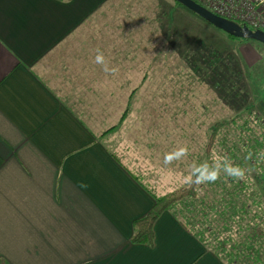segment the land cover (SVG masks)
Segmentation results:
<instances>
[{"label": "crops", "instance_id": "obj_1", "mask_svg": "<svg viewBox=\"0 0 264 264\" xmlns=\"http://www.w3.org/2000/svg\"><path fill=\"white\" fill-rule=\"evenodd\" d=\"M114 2L0 0V264H226L177 208L153 247L131 242L155 200L87 121L86 90L115 75Z\"/></svg>", "mask_w": 264, "mask_h": 264}, {"label": "rangeland", "instance_id": "obj_2", "mask_svg": "<svg viewBox=\"0 0 264 264\" xmlns=\"http://www.w3.org/2000/svg\"><path fill=\"white\" fill-rule=\"evenodd\" d=\"M107 14L113 21L107 44L113 48L115 75L96 83V92L86 90L93 112L87 121L160 195L187 187L202 170L198 198L206 205L196 203L190 218L199 225L193 229L218 250L215 236L221 242L242 241L251 231L247 225L259 221L253 216L261 213L236 182L254 184L252 165L264 173V148L252 147L264 134V45L231 40L174 0H115ZM228 192L234 195L233 208L246 204L249 216L241 212L240 218H229V202L223 200ZM176 208L188 224L184 208ZM232 244L223 256H229Z\"/></svg>", "mask_w": 264, "mask_h": 264}, {"label": "trees", "instance_id": "obj_3", "mask_svg": "<svg viewBox=\"0 0 264 264\" xmlns=\"http://www.w3.org/2000/svg\"><path fill=\"white\" fill-rule=\"evenodd\" d=\"M66 1H70V0H66ZM176 5L183 7L178 3H176ZM249 28L253 31H256V29H253L251 27ZM227 36L231 40H240V41L242 40V39L234 38L229 35ZM245 40L248 41V39ZM262 126H264V121L262 123ZM113 129L114 128L108 130L106 133L108 134ZM215 136L216 134L215 132H213L208 146L209 151L215 140ZM253 143H254L252 145L253 149H255V146L264 148V134H262L260 138H255L253 140ZM250 155L255 156L256 154L250 153ZM252 159L253 158H251L250 161H252ZM223 167H225L224 164ZM252 167L255 168L254 184L250 185L248 181L237 180L236 187L239 188L238 191L245 192L243 194L245 197H247L248 202L250 201L252 204L261 206V213L253 216L254 221L257 219H259V221L256 223L254 222L252 225L250 223H249L250 225L249 224L247 225L248 227H250L251 231L242 239V241L236 243L231 239V237H228V239L221 242L220 239L217 236H215L214 237L215 240L219 242L218 248H220V250H218L217 248L211 246V244L209 243V241H207V239L203 236V234H199L195 232V230L193 229V227L199 225L197 224L199 220L190 218L193 217L192 211L193 209H195L194 207L196 203L199 201L202 206L206 205L203 200H200V198H198L199 186L204 178V172L202 170H198L195 173L193 180L187 187L179 190H175L170 193H166V194L164 193L163 195H160L155 188H152L149 185H145V183L143 182L144 183L143 187L153 196L155 200V204L147 215L134 221L133 235L131 238V242L133 244L147 245L149 247H153L155 245L154 227L156 222L165 212L172 211L174 208H176L177 205H181L182 208H184V210L187 213L186 216L188 217L186 218L189 222L188 224L182 222L184 227L187 229V231L191 232L201 243H203L205 247L212 250L219 258H221L223 262H225L226 264H264V173L260 176L259 172L256 173V165L255 166L252 165ZM261 170H263L264 172V166H261ZM230 180L235 181L232 178ZM257 186L260 188L261 191L253 190V187L255 188ZM235 196H239V194H235ZM223 200L229 202L228 210L230 212L229 218L231 220H234V218H240V215L242 213L247 216L251 214L249 209L250 207L248 208L246 204H243L241 207L233 208L232 203L234 202V195L232 193L229 192L225 193ZM219 215L224 217L225 218L224 221H226L225 212L220 211ZM204 216L206 215L204 214ZM229 242L233 243L231 247V252L229 256L225 257L223 256V254H225V251L227 249L226 245Z\"/></svg>", "mask_w": 264, "mask_h": 264}, {"label": "built area", "instance_id": "obj_4", "mask_svg": "<svg viewBox=\"0 0 264 264\" xmlns=\"http://www.w3.org/2000/svg\"><path fill=\"white\" fill-rule=\"evenodd\" d=\"M214 14L243 26L264 28V0H195ZM240 24V23H238Z\"/></svg>", "mask_w": 264, "mask_h": 264}, {"label": "water", "instance_id": "obj_5", "mask_svg": "<svg viewBox=\"0 0 264 264\" xmlns=\"http://www.w3.org/2000/svg\"><path fill=\"white\" fill-rule=\"evenodd\" d=\"M174 1L229 36H232L237 39L253 40L264 45L263 30L253 31L248 26H243L234 21L218 16L206 9L201 4L197 3L195 0Z\"/></svg>", "mask_w": 264, "mask_h": 264}, {"label": "clouds", "instance_id": "obj_6", "mask_svg": "<svg viewBox=\"0 0 264 264\" xmlns=\"http://www.w3.org/2000/svg\"><path fill=\"white\" fill-rule=\"evenodd\" d=\"M95 62L101 64L105 72H109L113 70L109 67V64L106 62V58L102 52L99 51L97 52V55L95 56ZM214 178L215 177H213V179Z\"/></svg>", "mask_w": 264, "mask_h": 264}]
</instances>
